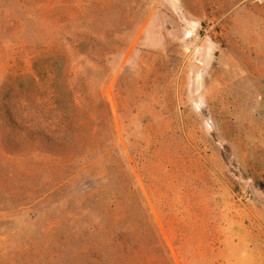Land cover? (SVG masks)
I'll return each mask as SVG.
<instances>
[{"label": "rangeland", "instance_id": "374dc122", "mask_svg": "<svg viewBox=\"0 0 264 264\" xmlns=\"http://www.w3.org/2000/svg\"><path fill=\"white\" fill-rule=\"evenodd\" d=\"M33 63L88 153L0 113V264H264V0H0V112Z\"/></svg>", "mask_w": 264, "mask_h": 264}, {"label": "trees", "instance_id": "16d2710c", "mask_svg": "<svg viewBox=\"0 0 264 264\" xmlns=\"http://www.w3.org/2000/svg\"><path fill=\"white\" fill-rule=\"evenodd\" d=\"M34 65L35 63H33V70L35 73L26 74L28 86L24 87L19 94L14 92L11 86H8L10 94H8L1 105V119L8 125L10 133L12 129L16 131L13 138L9 134V138H11L9 141L16 142L17 146L21 147V151L25 152V156L28 157L39 156L47 162L60 159L64 160L66 163L69 161H72V164L78 163V161H81L80 159L86 157L88 153H78L75 149L76 144L81 145L83 151L86 149V144L84 142H77L76 139H74L78 124L75 122L73 115L75 114L74 111L79 100L74 97L73 91L70 90L67 96V103L70 109L66 108L59 116L54 117L52 119V124L46 127L45 130L40 128L43 130L41 131L38 128V79L36 76V67ZM46 72L47 74H51L48 68H46ZM17 100L21 103L19 106L16 105L18 102ZM39 138L43 140L45 147L41 146V148L38 145L37 139ZM88 147L90 148V146ZM107 147L108 146L105 148ZM91 160H93V158H91ZM70 167L71 166H67L66 169H70ZM82 168H87V166L85 165V167ZM106 182H109L108 177L106 178ZM90 193L91 191L86 190L84 195Z\"/></svg>", "mask_w": 264, "mask_h": 264}]
</instances>
